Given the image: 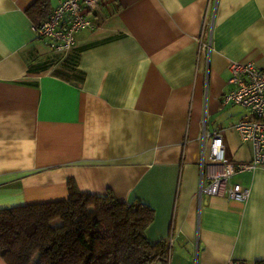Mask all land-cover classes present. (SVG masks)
<instances>
[{
    "label": "crops",
    "instance_id": "obj_1",
    "mask_svg": "<svg viewBox=\"0 0 264 264\" xmlns=\"http://www.w3.org/2000/svg\"><path fill=\"white\" fill-rule=\"evenodd\" d=\"M35 1L0 0V208L66 198L72 178L153 208L145 235L168 254L151 264L264 261V167L229 177L226 188H249L245 202L197 196L201 171L223 167L207 137L201 168L204 128L231 163L252 158L232 127L247 110L223 93L229 60L264 69V0H102L67 54L36 37ZM61 1L47 0L50 12Z\"/></svg>",
    "mask_w": 264,
    "mask_h": 264
},
{
    "label": "trees",
    "instance_id": "obj_2",
    "mask_svg": "<svg viewBox=\"0 0 264 264\" xmlns=\"http://www.w3.org/2000/svg\"><path fill=\"white\" fill-rule=\"evenodd\" d=\"M27 13L39 25L51 12L47 0H36ZM66 188L63 199L0 208V257L6 264L166 261V241L150 242L145 235L152 207L138 200L126 204L111 190H80L72 178Z\"/></svg>",
    "mask_w": 264,
    "mask_h": 264
},
{
    "label": "built area",
    "instance_id": "obj_3",
    "mask_svg": "<svg viewBox=\"0 0 264 264\" xmlns=\"http://www.w3.org/2000/svg\"><path fill=\"white\" fill-rule=\"evenodd\" d=\"M102 0H62L39 25H33L37 38L43 39L57 53H69L75 44V34L84 29H93L95 24L91 18ZM213 13L205 10L203 27L211 30ZM211 31L208 35L201 32L199 36V53L208 61L211 51ZM229 89L223 93V103H231L244 107L247 114L236 121L232 127L239 139L249 142L252 147V158L248 162L231 163L225 155L222 135L218 131L210 134L203 129L201 135L202 148L200 165H204V143L211 138L208 148V159L214 163H222L220 171L204 175L201 171L198 198L202 195H221L226 189L230 200L245 202L249 196V188L240 184H231L226 188L229 177L237 172L253 171L264 167V69L256 67L252 62L229 60L227 63ZM206 180V184L203 181ZM226 264H245L240 260L230 259Z\"/></svg>",
    "mask_w": 264,
    "mask_h": 264
}]
</instances>
